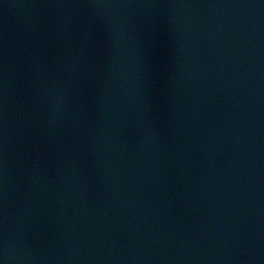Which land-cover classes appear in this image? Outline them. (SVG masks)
Here are the masks:
<instances>
[{
    "label": "water",
    "instance_id": "water-1",
    "mask_svg": "<svg viewBox=\"0 0 264 264\" xmlns=\"http://www.w3.org/2000/svg\"><path fill=\"white\" fill-rule=\"evenodd\" d=\"M0 264H264V0H0Z\"/></svg>",
    "mask_w": 264,
    "mask_h": 264
}]
</instances>
